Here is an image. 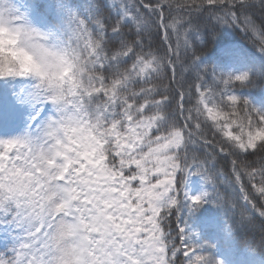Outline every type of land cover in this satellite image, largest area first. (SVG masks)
Returning <instances> with one entry per match:
<instances>
[{
  "label": "snow or ice",
  "instance_id": "obj_1",
  "mask_svg": "<svg viewBox=\"0 0 264 264\" xmlns=\"http://www.w3.org/2000/svg\"><path fill=\"white\" fill-rule=\"evenodd\" d=\"M221 27L264 59V0H0V31L15 38L0 48V81L33 111L0 138V264H264V250L233 245L231 226L221 255L183 219L219 197L217 151L240 223L264 219V104L243 94L264 66L228 48L206 67L194 42ZM198 144L212 149L203 159L189 152ZM193 174L208 186L199 195L185 190Z\"/></svg>",
  "mask_w": 264,
  "mask_h": 264
},
{
  "label": "trees",
  "instance_id": "obj_2",
  "mask_svg": "<svg viewBox=\"0 0 264 264\" xmlns=\"http://www.w3.org/2000/svg\"><path fill=\"white\" fill-rule=\"evenodd\" d=\"M15 2V0H10ZM74 5H81L85 0H72ZM110 0H101V3H108ZM25 4L43 5L47 3V0H24ZM39 11H43L40 8ZM198 22L202 25V32L205 31L204 23L205 18ZM161 38L156 35L153 36V40L159 43ZM194 47L197 49L198 54H203L207 60L206 67H210L213 64H225L227 58L224 55V50L228 48L242 49L250 58L253 59L257 70L261 66H264V59L260 58L256 53V49L253 47L251 39L245 35L240 29H231L221 27L214 38L208 36L203 37V42L196 40ZM179 76V68H178ZM185 79L191 80L192 76L185 73ZM1 89V81H0ZM243 94L257 105L264 104V80L257 79L255 83L243 90ZM227 110V109H226ZM209 138L212 137V130L207 129ZM222 139L220 135L215 137L218 142ZM212 151L210 148H206L202 145H196L189 148V152H195L201 159L205 158L207 153ZM224 172L231 175V161L230 158L224 156L218 151L215 153V167L211 168L212 181L216 184V190L219 193V197L214 200L213 203H206L198 211L189 215L185 213L183 219L187 222V230L193 236L195 243H210L216 244L218 254L223 255L226 248V232L228 226L232 227V243L237 247H243L245 245H251L257 250H264V219L259 217L255 213H250L248 222L246 224L240 223L241 212L244 211L243 202L239 200L238 186L226 185L223 183L222 178H219L216 173ZM248 191L251 193L252 188L248 185L247 180H244ZM208 186L204 183L203 179L193 174L188 178V183L185 185V190L189 193L193 190L194 195L200 194L207 190ZM211 191V186H209ZM257 203H259L258 196L256 197ZM236 207H233V204ZM250 212V210H249ZM173 228V236L175 237V228L177 226L176 215H173L168 221ZM179 247V243L177 244ZM0 251H3L0 245ZM183 257L180 256L179 260Z\"/></svg>",
  "mask_w": 264,
  "mask_h": 264
},
{
  "label": "rangeland",
  "instance_id": "obj_3",
  "mask_svg": "<svg viewBox=\"0 0 264 264\" xmlns=\"http://www.w3.org/2000/svg\"><path fill=\"white\" fill-rule=\"evenodd\" d=\"M14 81H1L0 89V138H11L21 134L30 123V117L33 115L31 107L27 104H20L17 101L15 93L19 87L14 85ZM51 112V106H46L40 119H43ZM194 194V191H191ZM2 247L4 241L0 239Z\"/></svg>",
  "mask_w": 264,
  "mask_h": 264
},
{
  "label": "clouds",
  "instance_id": "obj_4",
  "mask_svg": "<svg viewBox=\"0 0 264 264\" xmlns=\"http://www.w3.org/2000/svg\"><path fill=\"white\" fill-rule=\"evenodd\" d=\"M14 39L15 38L11 37L7 32L0 31V48H6V47L10 46L11 41ZM18 56L20 57V60L22 63L30 66L27 57L23 53H18ZM197 195H199V194H197Z\"/></svg>",
  "mask_w": 264,
  "mask_h": 264
}]
</instances>
